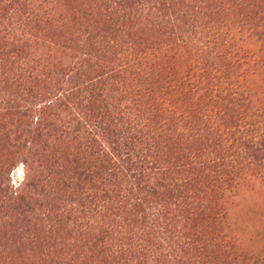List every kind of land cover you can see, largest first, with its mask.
Listing matches in <instances>:
<instances>
[{
	"label": "trees",
	"instance_id": "obj_1",
	"mask_svg": "<svg viewBox=\"0 0 264 264\" xmlns=\"http://www.w3.org/2000/svg\"><path fill=\"white\" fill-rule=\"evenodd\" d=\"M140 2L91 0L84 13L87 54L110 52L118 66L115 95L107 96L103 83L79 66L63 69L62 82L39 78L21 58L1 73L0 81L11 91L0 100V151L11 153L0 157V229L7 226L0 232V260L6 264H22L21 254L28 250V257L41 251L42 264H244L223 235L210 233L214 243L205 238L207 229L199 223L211 224L222 208L206 206L203 195H196L207 184L229 180L218 171L238 151L231 154L220 142L214 149L190 147L184 158L199 164L195 169L205 177L198 179L202 186L186 179L193 192L179 200L175 194L163 199L150 174L158 172L155 163L165 150H178L197 109L226 110L231 115L220 125L228 122L238 130L253 133L264 126V103L245 96L235 76L248 55L232 31L222 34L214 26L205 41L200 38L203 45L184 40L192 57L183 62L166 52L151 63L134 53L121 60L116 49L135 52L147 38L145 29L135 27V41H129L131 9ZM232 7L243 14L242 26L258 29L255 13L264 12L262 0ZM26 14V27L44 31L52 23L48 16ZM210 44L222 49L215 58L230 60L233 70L212 69L200 60ZM174 93L188 104L165 112L160 100ZM17 155L25 176L15 186L9 173ZM180 201L176 213L172 204ZM162 241L171 244L167 253Z\"/></svg>",
	"mask_w": 264,
	"mask_h": 264
},
{
	"label": "rangeland",
	"instance_id": "obj_2",
	"mask_svg": "<svg viewBox=\"0 0 264 264\" xmlns=\"http://www.w3.org/2000/svg\"><path fill=\"white\" fill-rule=\"evenodd\" d=\"M90 1L0 0V79L1 73L9 72L20 58L29 61L30 68L35 69L39 78L50 82H55L56 78L62 82L66 79L63 69L79 66L84 70L88 69L94 81L100 80L103 83L107 96L111 93L115 95L114 88L117 87L119 78L113 77L118 66L112 61V54L102 51L87 54V49L83 46L86 34L84 32L88 24L84 13L89 9ZM140 1L138 8L131 9L132 33L129 41H135L133 38V34L136 33L135 27L145 29L147 38L143 45L138 44L137 51L123 54L124 49L123 52L116 49L115 56L123 57L121 60L125 57L127 60L131 53H134L135 58L146 55L151 63L166 52L165 54L175 55L176 59H182L183 62L192 57L190 47L188 46L187 50L184 40L188 41L191 37L192 42L198 41L203 45L200 38L205 41L210 32L215 31L214 26L219 30L222 28V34L232 31V36L248 55L245 63L234 70L235 76L241 80L245 96L250 95L253 103H264V12L255 13L257 23L261 21L256 24L258 29L249 30L242 26L243 22H246L243 14L232 7V4L247 3L250 0ZM262 3L264 5V0ZM26 12L31 16L39 14L41 17H50L51 27L43 24L44 31L34 28L33 24L32 27H26L25 24L28 22L25 20ZM205 47L204 51L203 48L198 51L199 53L202 51L201 61L209 64L212 69L217 67L221 71L233 70L231 68L233 65L228 63L230 60L220 57L218 61L215 58L222 49L213 44ZM1 84L0 81V100L11 97V91L5 88L10 84ZM56 91L58 90L55 88L54 92ZM160 102L165 112L181 110L188 104L180 93L164 97ZM212 110L213 108L210 111L197 109L193 126L187 131L183 130L185 137L178 150L172 153L173 149L169 152L164 149L163 156L156 161L158 172L153 171L150 174V183L159 186L162 198L167 202V198L174 194L178 195L176 199L179 200L182 193L192 195L193 187L186 186V179L189 183L198 182V186H202L198 179L205 177L195 169L199 164H190L191 159L184 158L190 147L194 152L196 149L208 150L214 149L215 144L220 142L229 149L227 150L229 153L235 154V151H238L237 156L229 164L222 165L221 172L218 171L220 174L224 173V176L227 175L226 178L229 180L222 186L218 183L216 186L207 184L203 193L199 190L196 194L205 198L202 204L211 208L219 206L222 208L220 213L215 214L217 218L211 224L208 220L199 224L207 229L205 238H209L212 243L216 238L210 233L223 235L227 241H231L236 253L242 256L241 261L244 264H264V126H257L256 131L252 133L238 130L228 122L225 123L228 126L220 125L228 120L231 114L217 108ZM244 110L249 114L253 112L252 108ZM10 156V152L0 151V157L5 159ZM16 157L12 161L9 173L10 182L15 186L19 185L25 176L22 158L19 155ZM199 201L195 200L198 203ZM180 204L181 201L172 204L176 213L180 209ZM6 227V225L2 227L0 232ZM169 245L171 244L162 241L161 246L165 253L166 248L169 250ZM32 246L35 247L34 244ZM9 248L12 250V244ZM28 251L26 255L21 254L24 260L22 264L43 263L39 254L41 251L31 257H28ZM11 252L16 256V251ZM169 257L166 256L167 259ZM14 258L18 261L17 257H12ZM0 264L6 262L0 260Z\"/></svg>",
	"mask_w": 264,
	"mask_h": 264
}]
</instances>
